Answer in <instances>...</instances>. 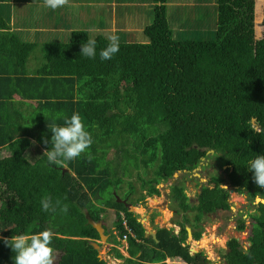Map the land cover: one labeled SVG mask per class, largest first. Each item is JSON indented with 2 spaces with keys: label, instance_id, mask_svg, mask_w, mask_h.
<instances>
[{
  "label": "trees",
  "instance_id": "16d2710c",
  "mask_svg": "<svg viewBox=\"0 0 264 264\" xmlns=\"http://www.w3.org/2000/svg\"><path fill=\"white\" fill-rule=\"evenodd\" d=\"M152 1L153 19L145 27V42L119 41V52L111 60H101L99 52L109 43L105 23L100 32L75 31L69 42L45 46L52 62L36 74L26 76L25 69L21 85L13 88L5 83L9 98L20 95L23 104L37 105L29 106L28 116L26 110L20 117L16 110L15 118L11 112L6 119L0 115V264H15L16 254L3 238L45 229L54 233L56 264H107L92 244L101 237L87 215L107 228L103 214L108 208L118 230L114 243L127 233L121 212L135 235H130L132 258L126 264H211L204 252L190 254L184 245L189 237L186 228L178 235L174 229L160 228L157 238H146L144 226L125 204L111 198L113 189L119 195L124 181L115 174L119 166L124 175L132 165L152 169L153 177L142 180L147 190L140 198L144 200L159 196L162 182L176 172L195 170L214 151L210 165L228 166L225 178H211L197 206L190 203L183 185H172L171 197L195 240L202 236L195 226L203 213L231 208L223 182L248 192L252 200L258 195L264 198V188L257 186L248 169L250 161L264 155V0H216L217 30L204 38V26L195 17L189 26L190 31L197 27L202 32L196 39L176 35L170 21L171 0ZM256 24L263 28L260 35ZM89 37L97 40L94 59L81 54ZM23 48L31 51L29 44L22 43ZM17 52L22 58L23 52ZM74 113L81 115L94 141L86 153L62 166L49 164L46 156L35 161L25 156L32 137L50 150L49 127L63 125L64 117ZM66 165L73 173L65 171ZM97 193L100 199L94 200ZM46 194L69 205L67 214L59 208L44 212L40 201ZM257 210L250 216L251 246L245 251L233 239L225 255L227 264H264V204ZM194 211L197 215L190 220ZM237 229L245 231L246 221L239 220ZM149 244H155L154 255Z\"/></svg>",
  "mask_w": 264,
  "mask_h": 264
},
{
  "label": "rangeland",
  "instance_id": "374dc122",
  "mask_svg": "<svg viewBox=\"0 0 264 264\" xmlns=\"http://www.w3.org/2000/svg\"><path fill=\"white\" fill-rule=\"evenodd\" d=\"M75 2V0H71V2ZM107 5H113L114 0H106ZM120 1V0H119ZM144 0H133L134 5L133 6H127L125 7H119V14L123 16V18H119V22L126 20L129 22V20H132L135 16L141 15L142 17L146 18L147 20L151 17V11L146 10L145 7H137V2L139 4ZM216 0H171L169 4L170 9V21L171 26L174 27L176 35H182V36H190L192 39H196L198 35H201V31L195 27L191 29L190 31V23L194 22L195 17H197V20L200 24L204 26L202 29L204 38H208L210 36V33L217 30V22L219 20V12H217V8L215 6ZM256 1V0H255ZM173 2V5H171ZM193 2V3H192ZM189 6H185V5ZM87 4H85L86 7ZM101 5H91L89 8V12L91 15H79L77 20L81 23L85 20L86 25H96L99 26L98 18H97V12L98 7ZM136 5V6H135ZM196 5V6H194ZM194 6V7H193ZM84 7V8H85ZM88 11V10H87ZM102 24L105 23V19L107 17H111L114 15V12H111L108 8L102 7ZM86 13V12H85ZM93 14H95L93 16ZM72 19V18H71ZM109 19V18H108ZM105 21V22H104ZM257 25V24H256ZM262 27L257 25V35H260L262 31ZM53 31H58L57 29H54ZM65 31V29L63 30ZM106 32H114L113 30L110 31V29L105 30ZM185 31H190L189 33H186ZM209 33V34H208ZM54 34V33H53ZM59 33L56 32L55 35H58ZM120 35V34H119ZM137 34L132 33H126L124 32L122 36L120 37L119 41L120 43H135L138 42V39L136 37ZM60 39V38H59ZM61 40L65 43L69 42L70 40L64 39L63 36H61ZM35 49V47L33 48ZM36 51V50H32ZM36 107V104H32ZM32 110V108H29ZM25 109H23L22 112H24ZM256 125V124H255ZM37 147V146H36ZM44 153V152H43ZM38 152V150L35 147H32L30 149V155H32L33 159L32 161L38 160L41 156H43ZM38 155V157H37ZM214 153L208 154V159L206 158L203 160L202 164L200 162V165L192 171H186L182 172L178 178H172L170 181H164L159 185L160 195L159 196H153V197H147L144 200H140L142 195L147 194V190L143 188L142 180H150L153 177V171L152 169L146 170L143 169V167H134V165L130 166L128 170L126 171V175H124V168L123 166H119L116 169L115 174L117 177L122 178L123 184L120 190H118V196L120 198H125L128 196L129 203H132L135 207V211L137 213H141L140 220L142 217L146 216L148 220H145L144 223L146 225V228L149 231L157 232V229L159 228H172L174 229L175 233L177 234L180 231V226L178 225L181 222L182 214H174V209H178V206L174 203L175 201L171 197L172 195V185L174 184H180L183 185L186 189V194L190 198V203L193 206H197V200H195L197 193L200 192V186L201 184H204L207 180H211L214 176H219L221 178H225L224 171L228 168V166L224 168L220 167H212L210 164L214 160L213 159ZM72 172L70 167L66 165L65 171ZM131 174V176H129ZM200 175V177H199ZM202 179V180H200ZM171 186V187H170ZM221 188L224 189V191L227 192L229 196V204H230V210H218L216 212H213L210 216H205L204 221L201 219L199 222H197L198 225L201 224L204 225V228H207V230H204V228L199 227L198 230L202 231V236L198 240H195V237L190 238L189 237V244L192 248H196V242H200V245L206 246L207 245V251H203L204 247L199 250L200 252H204L206 255H209L208 257L211 258L212 263L211 264H227L225 260V255L229 251L228 249H223L222 245H219L218 243L225 244L222 239V237L227 238L230 237V240L233 238H237L244 243L245 247H249V236L251 234V227L250 224L252 222L251 215L257 214L259 211L257 210V207L261 204L260 201L256 203L255 200H252L250 196L248 197L243 196V193L241 190H236L234 186H232L229 182H223L221 185ZM238 188V187H237ZM170 191V193H169ZM114 194V195H113ZM111 198L114 197L120 199L117 196V192L115 189H113ZM262 198L261 196H259ZM96 198V195L94 197V200ZM100 199V196L99 198ZM97 199V200H98ZM264 199V198H262ZM164 201L166 203H170L171 207L166 208L163 207ZM141 209V211H139ZM197 213L196 211L193 212V215H189V219L192 220L196 217ZM114 213L109 208L107 211L103 214V219L105 221L107 233L109 235H113L112 228L114 226ZM184 218V216H183ZM239 220H245L247 224V229L245 231H241L237 229V225L239 224ZM203 223V224H202ZM174 226V227H173ZM192 230V229H191ZM193 233V230H192ZM214 238H218L221 240V242H216L215 244L212 243ZM194 239V240H193ZM116 237L112 238L111 241H115ZM151 241V240H150ZM187 242V241H186ZM109 243V242H108ZM107 243V244H108ZM152 243V241H151ZM211 243L213 244V247L211 246ZM106 244V245H107ZM195 244V245H194ZM155 244H150L148 251L155 253L151 250L154 247ZM109 250H104L102 253V258L108 255L107 252ZM196 254L192 252V255ZM216 254L222 255L221 262L218 263V259L216 258ZM108 259V257H107Z\"/></svg>",
  "mask_w": 264,
  "mask_h": 264
},
{
  "label": "crops",
  "instance_id": "0c3cea01",
  "mask_svg": "<svg viewBox=\"0 0 264 264\" xmlns=\"http://www.w3.org/2000/svg\"><path fill=\"white\" fill-rule=\"evenodd\" d=\"M69 3L72 7H61L60 11L55 13L54 10L45 6L44 0H0V95L3 93L0 101V115L4 119H6L7 114L10 112L15 118L16 110L18 114L17 117H20V113H22L23 109L26 110L24 111L28 116L30 113L28 109L30 108L29 106L32 104L37 105V103L29 101H25L26 104H23L24 99L20 95H14L12 98H9L5 83L9 85L8 87H18L22 84L19 83V80L23 77L22 70L26 69V76H30V74H36V72L43 67V64H48L51 60L49 53H46L45 51V46L52 42H64L61 40V36H63L64 39L70 40L71 33L75 31H88L89 29H93L92 32H100V30H103V6L108 8L111 12H114V15L107 17L105 19L106 22L104 21V31L107 29L114 31L107 32L108 35H116L119 37L124 32L132 33L137 34L136 37L138 42H145V27L151 24L153 19L151 13V17L148 20L141 15H137L132 20H129V22L126 20L119 22V18H123V16L119 14V7H125V5L133 6V0H114L113 5L110 6L107 5L108 3L106 0H75V2L69 0ZM101 3V8L99 6L97 12L99 26L86 25L85 20L83 23L77 20L79 15L90 16L91 14L88 13L90 11V6L93 4L100 5ZM85 4H87L86 7ZM154 5L155 2L152 0H144L140 4L137 2V7L146 6V10L151 12H153ZM94 15L95 14H93V16ZM54 29H57L58 31H53ZM64 29L65 31H63ZM56 32L59 34L55 35ZM22 43L29 44L31 49L34 45L35 49L33 50L36 51H30L28 54L27 50H25L26 48L20 50V45ZM17 51L23 52L22 58H20ZM59 56L60 54L57 53L56 58ZM42 75H45V73ZM21 121L22 120L18 119V122ZM11 123L13 128H16L14 125L16 122L12 121ZM31 141V148L35 147L41 155L46 150H49L46 146L40 144L35 138L32 137ZM30 149L25 156L32 160L34 156L32 157V155L28 154L30 153ZM150 232L151 231L148 233L150 234ZM113 243L114 241L109 240V243L104 245V250H109L107 252L108 255L106 256V260L105 257L102 258L100 256V252L99 258L107 264H124V258L131 257L129 251H127L129 244L122 242L121 246L118 247ZM114 247L118 248L121 255L124 256L123 259L117 256L118 254ZM140 255L141 253L137 258H139Z\"/></svg>",
  "mask_w": 264,
  "mask_h": 264
},
{
  "label": "clouds",
  "instance_id": "9594fccd",
  "mask_svg": "<svg viewBox=\"0 0 264 264\" xmlns=\"http://www.w3.org/2000/svg\"><path fill=\"white\" fill-rule=\"evenodd\" d=\"M47 8L58 9L70 5L69 0H44ZM88 31H93L89 29ZM109 43L106 48L101 49L99 56L101 60H111L120 50L119 37L109 35ZM81 54L86 58H95L97 55V40L89 37L82 45ZM53 133L51 137L52 147L46 150L43 156L47 157L49 164L62 166L86 153L93 144L90 131L82 120L79 113H74L70 118L64 117L63 125H52L49 127ZM35 143V142H33ZM43 143L47 145L48 139ZM89 159L91 155L89 154ZM249 171L254 173L253 180L258 187L264 188V155H257L249 162ZM64 199H67L65 196ZM44 212L55 213L57 209L65 214L69 205L57 198L55 201L51 194H46L40 201ZM54 233L51 229L34 234H18L9 238H3L6 246L10 247L16 254L15 264H56L58 255L53 245Z\"/></svg>",
  "mask_w": 264,
  "mask_h": 264
},
{
  "label": "flooded vegetation",
  "instance_id": "af4514ba",
  "mask_svg": "<svg viewBox=\"0 0 264 264\" xmlns=\"http://www.w3.org/2000/svg\"><path fill=\"white\" fill-rule=\"evenodd\" d=\"M203 160H205V159H202V161H201V164H202V162H203ZM213 164L215 165V166H217V163L216 162H213ZM186 171H188V170H185V171H183V173L184 172H186ZM199 177H200V175H199ZM200 180H202V179H200ZM210 180H207L204 184H201V186H200V192L199 193H197V196H196V198H195V200L194 201H198V196L201 194V192H202V189H203V187H204V185L205 184H207L208 182H209ZM226 182H228V181H226ZM233 186V185H232ZM171 187V186H170ZM234 188H236V190H239L236 186H234ZM171 189H172V187H171ZM224 190V189H223ZM169 193H170V191H169ZM172 193V192H171ZM185 193H186V189H185ZM244 195L243 196H248L249 197V194H248V192H246V193H243ZM260 195H258V196H255V197H259ZM128 197L129 196H127V197H125V198H120L118 201L120 202V203H123V204H125V206H126V208H127V210H128V212H131L133 215H134V217L135 218H137V220L144 226V228H145V230H146V233H147V235L149 236V233H148V230H147V228H146V225H145V223H144V221L145 220H148L147 218H146V216H144V217H142V219L140 220V214L141 213H137L136 211H135V207L133 206V204L132 203H129L130 201L128 200ZM163 204H165V205H163V207H166V208H170L171 207V205H170V203L168 202V203H166L165 201H164V203ZM197 204H198V202H197ZM259 207V206H258ZM258 207H257V209H258ZM140 211V210H139ZM122 214H124L123 212H121ZM197 213V212H196ZM174 214H180L181 215V213H180V211L179 210H177V209H174ZM213 214V212H210V213H203V215L201 216V218L200 219H203V221H204V218H205V216H210V215H212ZM182 218H183V215H182ZM195 219V218H194ZM181 223H183V225H181ZM189 223L187 222V221H183V219H181V222L178 224L181 228H180V231L178 232V234H181L182 233V231H183V229L184 228H186V229H191L190 227H189V225H188ZM203 224V223H202ZM248 224V223H247ZM251 224V223H250ZM197 227H202V228H204V225H202L201 226V224L200 225H198V226H195V229L197 228ZM204 230H207V228H204ZM112 231H113V235L111 236V235H109L108 234V236H109V240H111L112 238H114L116 235H117V227L116 226H114L113 228H112ZM189 233V232H188ZM147 237V236H146ZM193 237H195L194 236V232H193ZM233 239H235V238H233ZM233 239H231L230 240V237H227V238H224V237H222V239L221 240H223L224 241V243L225 244H221V243H218L219 245H222L223 246V249H224V247H225V249H228L229 250V244H230V242L233 240ZM237 239V238H236ZM108 240V241H109ZM120 240H122V238L120 239ZM194 240V239H193ZM221 240L220 239H218V238H214L213 239V241H212V243L213 244H215L216 242H221ZM237 240H239V239H237ZM249 240V239H248ZM189 237L187 238V242H186V245L187 246H189ZM240 241V240H239ZM129 242V241H128ZM211 243V246L213 247V244ZM242 243V242H241ZM249 243H251L250 241H249ZM196 244V248H193V252L194 253H198L199 252V250H197L196 251V249H201V248H203L204 246H202V245H200V242H196L195 243ZM207 245L203 248L204 250V252L205 251H207ZM242 248H243V250H248V248L249 247H245L244 246V243L242 244ZM200 253H202V252H200ZM191 254V253H190ZM192 255V254H191ZM193 256V255H192ZM207 256H209V255H207ZM210 260H211V258L210 257H208ZM216 258L219 260L218 261V263L219 262H221V260H222V255L221 254H219V255H217L216 254ZM225 260H226V258H225ZM212 262V261H211Z\"/></svg>",
  "mask_w": 264,
  "mask_h": 264
},
{
  "label": "bare ground",
  "instance_id": "6f19581e",
  "mask_svg": "<svg viewBox=\"0 0 264 264\" xmlns=\"http://www.w3.org/2000/svg\"><path fill=\"white\" fill-rule=\"evenodd\" d=\"M254 123V125L256 124L255 122V120L253 121ZM256 126V125H255ZM211 154L212 153H214V151H211L210 152ZM183 171H179V172H176L175 174H174V178H178L179 177V175L182 173ZM178 176V177H177ZM96 195H98L96 198H95V200H97L98 198H99V193H97ZM258 198H260V197H258ZM256 199V203L257 202H259L260 201V199ZM262 199V198H261ZM261 203V202H260ZM262 204H264V203H262ZM140 211H141V209H140ZM121 215L123 216V226L126 228V230H127V233L122 237V240H119L120 241V243L119 244H116V243H113V244H115L116 246H118V247H120L121 246V244H122V242H124L125 244H129V240H130V235L131 236H135L134 234H133V231H132V229L129 227V222H128V220H127V218H126V216L124 215V214H122L121 213ZM95 221V220H94ZM95 222H97V221H95ZM101 224H102V228L104 229V235L107 237L106 238V240H102V239H100V240H97V241H94V242H96V243H92L93 244V246H94V244L96 245V249L100 252V256L102 255V253H103V249H104V245H106L109 241V236H108V233H107V229L103 226V223L102 222H100ZM107 225V224H106ZM114 227V226H113ZM174 227V226H173ZM167 228V227H166ZM160 229V228H159ZM159 229H157V232H158V230ZM161 229H164V228H161ZM167 229H172V228H167ZM146 231V230H145ZM99 232V231H98ZM157 232H154V231H151L150 232V234H149V236L147 235V233H146V238H150V237H153V238H157ZM188 232H189V237L190 238H192L193 237V233H192V230L191 229H188ZM174 233H175V231H174ZM176 234V233H175ZM176 235H178V233L176 234ZM101 237V236H100ZM185 246H187L186 245V243L184 244ZM251 246V243H249V247ZM189 249H190V253L192 254V247H191V245L189 244ZM115 249H117L116 247H114ZM130 250V245H129V247L127 248V251H129ZM199 253V252H198ZM198 253H196V254H198ZM196 254H193V256L194 255H196ZM131 256V255H130ZM102 257V256H101ZM129 258H132V257H126V258H124V264H126V260L127 259H129ZM123 259V258H122ZM137 260V259H136ZM168 262V261H167Z\"/></svg>",
  "mask_w": 264,
  "mask_h": 264
},
{
  "label": "water",
  "instance_id": "95a60500",
  "mask_svg": "<svg viewBox=\"0 0 264 264\" xmlns=\"http://www.w3.org/2000/svg\"><path fill=\"white\" fill-rule=\"evenodd\" d=\"M98 195H96V197H97ZM258 199H260V202L261 203H264V199H261V198H258ZM87 218H88V222H89V224H91L95 229H97L98 231H99V233H100V236H101V239L102 240H106V236L104 235V229L102 228V224L100 223V222H95L91 217H90V215L88 214L87 215ZM94 243H96V242H94ZM94 246L96 247V245L94 244Z\"/></svg>",
  "mask_w": 264,
  "mask_h": 264
}]
</instances>
